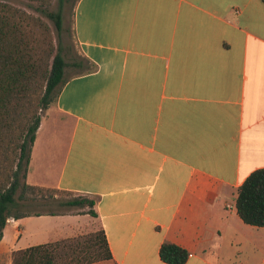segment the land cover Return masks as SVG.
Segmentation results:
<instances>
[{"label": "crops", "instance_id": "obj_1", "mask_svg": "<svg viewBox=\"0 0 264 264\" xmlns=\"http://www.w3.org/2000/svg\"><path fill=\"white\" fill-rule=\"evenodd\" d=\"M73 31L96 68L40 122L27 183L95 198L104 264H168L165 241L184 264H264V227L235 209L264 167L263 1L77 0ZM79 233L67 214L8 218L0 254Z\"/></svg>", "mask_w": 264, "mask_h": 264}, {"label": "trees", "instance_id": "obj_2", "mask_svg": "<svg viewBox=\"0 0 264 264\" xmlns=\"http://www.w3.org/2000/svg\"><path fill=\"white\" fill-rule=\"evenodd\" d=\"M30 1L44 7L42 12L53 23L55 39L46 21L0 2V239L7 219L30 217L32 207H35L32 216L63 214L59 210L69 206L88 207L86 213L96 216L93 210L95 198L64 200L52 195L51 201L57 202L55 208L49 206L47 200L43 201L44 195L41 199L32 196L36 189L43 192L45 187L26 181L32 144L41 122L37 108L55 103L68 80L64 76L66 62L62 45L65 33L72 34L70 21L66 24L64 13L66 4L71 0H57L53 10L47 8L51 0ZM83 58L91 65L86 72L96 68L88 58ZM36 99L38 104L34 107ZM21 201H25V213L19 212ZM15 209H18L17 212H14ZM235 209L243 222L264 227V167L253 170L238 186ZM96 238L95 243L100 245L97 250L99 258L112 259L102 229ZM66 241L69 238L13 251L11 264H56L59 248L74 247L72 252L79 250V243L77 246H66ZM159 256L168 264H184L189 252L182 246L165 241L160 246ZM83 262L80 255H71L66 264Z\"/></svg>", "mask_w": 264, "mask_h": 264}, {"label": "rangeland", "instance_id": "obj_3", "mask_svg": "<svg viewBox=\"0 0 264 264\" xmlns=\"http://www.w3.org/2000/svg\"><path fill=\"white\" fill-rule=\"evenodd\" d=\"M0 2L11 4L17 8L26 11L29 14L40 17L41 19L46 21L50 26V28L52 29L53 36L55 39V29L53 23L48 18H46V16L42 12V8L44 9V7H42L40 4L36 2H32L30 0H0ZM76 3L77 0H73V3L71 0L70 3L66 4L64 9L66 24H68L70 21L72 28V34L65 33L64 41L62 45V55L66 62L65 73H64V76L66 78L86 72L88 71V69H91L90 63L85 61L83 55L80 53L79 47L73 35V23H74ZM56 4H57V0H51V3L49 6H47V8L53 10L56 7ZM80 62L81 65H79ZM37 104H38V99L34 101V107H36ZM54 106L55 103L52 102L46 108L44 107L37 108L38 114L41 116V123H44L45 120L49 118L46 121L47 127H50L53 122L51 116L53 114ZM56 129L57 128H53V127L51 128L52 131H56ZM53 158H55L54 154H53ZM48 159L49 158L43 159V162H48ZM20 182H22V180H20ZM52 195L55 198L64 199V200L70 198H81V197L89 198V196L87 195H83L75 192H66L61 189L55 188L54 186H45L43 192H40L39 190L36 189L35 194H32L33 197L36 196L37 198L40 199L43 196L45 198V200L43 201L47 200L49 206H53L57 208L56 207L57 202L51 201ZM228 201L229 204L232 205L234 204L233 202L234 199L231 198ZM20 205H21L20 206L21 210L19 212L25 213V201H21ZM34 209L35 207H32L31 209L32 211L29 212L31 214L30 216H32V214L34 213L33 212ZM17 210L18 209H15L14 212H17ZM87 210L88 207L79 208L77 206H69L59 210V212H62L63 214L71 215L74 216L75 218H78L79 228L81 233L69 237V241H66V243H64L66 244V246L68 244H69L68 246L70 245L77 246V244L79 243V247H78L79 250L78 251L74 250L76 252H72L74 247L59 248L58 251L56 252L57 253V257L55 259L56 264H66L68 258L71 255L72 256L80 255L81 258L84 259V262L82 264H104V259L99 258V256L97 255V250L100 248V245L98 243H95V241L97 240L96 235L99 233L100 226L92 215L86 213ZM221 210L223 212H226V209H223V207H221ZM212 243L213 245H217L218 242L216 240H213ZM64 252L66 254H64ZM10 261H11V253H9V251L3 256L0 254V264H11Z\"/></svg>", "mask_w": 264, "mask_h": 264}]
</instances>
